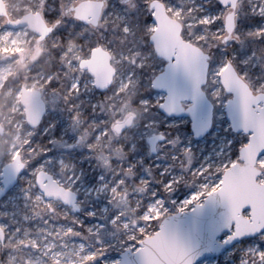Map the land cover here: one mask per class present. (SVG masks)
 <instances>
[{
    "label": "rangeland",
    "instance_id": "obj_1",
    "mask_svg": "<svg viewBox=\"0 0 264 264\" xmlns=\"http://www.w3.org/2000/svg\"><path fill=\"white\" fill-rule=\"evenodd\" d=\"M82 1L3 0L7 18L0 17V125L4 129L0 135V173L15 155L25 162L29 154V150H26L29 140L31 147L39 146L43 154L24 170L16 186L0 200V228L5 235L3 243H0V264H92L95 257L89 254L99 247L97 233L106 251L96 264H114L123 251L135 250V245L126 240L125 232L130 233L138 222L151 223L157 219L156 215H152L151 221H148L138 214L140 199L148 205L152 195L162 197V206L169 216L180 212L184 202L197 190L190 187L189 181V187L179 184L171 194L163 193L157 181H167L180 172L173 156L180 155L185 148H191L195 153L192 165L195 168L206 157L211 156L215 160V152L222 141L243 140L240 134L226 131L230 127L225 119V104L221 105L219 101H213L211 131L200 140L193 139L189 119L184 117L166 118L160 115L156 129H142L147 109L137 103L138 92L142 94L144 89L136 87L142 78L138 77L133 82L125 76L134 54L145 46L144 38L150 36L154 27L140 34L133 21L129 23L132 31L126 36L123 33L121 25L125 22V16L135 12L140 0H102L104 5L98 25L93 28L84 26L67 14L71 5ZM150 1L147 0V3ZM161 2L167 14L182 24V38L198 46L202 38H188L197 27V23L189 24L188 21L199 14L192 11L195 6L192 0H174V8L169 7L166 0ZM211 3L208 5L206 0H195V4L205 7L202 14L218 15L215 17L216 24L211 26L210 22L205 21L200 25L206 36L216 44L224 35V30L222 28L219 34H213L209 29L222 27L219 23L222 22V10L215 0H211ZM255 3L261 4L262 0L239 1L232 35L236 40L229 51L236 50L244 55L254 52L259 62L264 64V40H260L254 32L264 27V17L249 12L250 5H257ZM117 4L121 7H117ZM28 12H38L47 23L56 26L41 43L36 42V35L26 27L14 29L6 24L7 20H16ZM56 13L59 18L53 20ZM254 18L257 21L250 20ZM141 19H147L143 5ZM73 24L76 27L71 36L87 34L95 47H101L111 56L110 64L115 75L105 92L95 90L92 77L79 67V61L95 47L81 43L78 37L70 39L67 45L58 46V42H54V37L67 38L69 27ZM63 48L69 51L61 56ZM149 55L151 53L141 52L136 58L146 63L145 71L156 75L162 71L164 62L160 59L155 63L148 59ZM217 66L214 64L213 68ZM73 77L77 80L82 78V84L87 82L79 96L68 94ZM240 77L254 92H264V88L257 89L249 80ZM144 83H147L146 79ZM22 87L39 91L46 105L43 120L34 129H30L25 121L24 107L20 103ZM149 92L154 103L164 97V94L153 89H149ZM77 110L81 114L74 116ZM129 116L133 117L130 126L121 133L114 132L113 126ZM138 130H141L140 134ZM157 134L167 135L168 140L177 139L179 144L166 146L159 143L155 154H152L147 140ZM133 143L137 144L135 151L129 147ZM130 162L136 163L137 168L131 166ZM37 166L43 167L44 172L50 174L59 185L77 195L78 212L58 201H45L35 186L28 188L30 197L25 198V189ZM188 166L190 164L185 168ZM145 169H150L152 175L149 176ZM165 169L169 175H162ZM133 176H136V181H151L149 190L147 185L133 182ZM121 177L128 182L122 191L114 194L110 187L115 184L119 186ZM141 187L149 194L140 193ZM102 188H105L104 192L99 191ZM193 206H187L185 211ZM117 213L127 222V229L121 225L119 232L109 223ZM89 228L92 232L87 231ZM226 236L227 233L223 234L219 240H224ZM257 246L258 250H264V240L258 236L245 239L218 257L199 264H240L242 253Z\"/></svg>",
    "mask_w": 264,
    "mask_h": 264
},
{
    "label": "snow or ice",
    "instance_id": "obj_2",
    "mask_svg": "<svg viewBox=\"0 0 264 264\" xmlns=\"http://www.w3.org/2000/svg\"><path fill=\"white\" fill-rule=\"evenodd\" d=\"M166 2L169 7H175L174 0H166ZM192 3L195 5L192 11L199 14L193 15L188 21L189 24L197 23V27L192 30V36L188 38H202L200 39L198 47L203 49L205 53L200 57V71L206 73L203 76V82H201V78L198 75L190 73L186 69L179 54L169 55L167 57L156 56L150 36L144 38L145 46L142 47V50L137 51L134 54L133 61L127 69L125 78L131 79L133 82H136L138 77L142 78L136 83V87L138 89H144L142 94L138 92L137 100L139 105H143L147 109V118L142 126V129L144 130L156 129L159 123L157 117L160 115L167 116L185 110L193 112L196 107V102L199 101H206L210 107H214L213 101H219L221 105L225 103L227 104L229 112L235 114V119L232 123L231 129H226V131L238 132L243 137V140L232 139L227 142L222 141L218 150L215 152V160H213L211 156L206 157L205 160L195 168L192 167L195 153L191 148H185L180 155L173 156V160L176 161L180 168L179 174L171 176L167 181L160 180L157 181V183L162 186V191L165 194H171L179 184H184L189 187V184L187 183L189 181L191 182L190 187L197 189L191 198L184 202V206L179 209L181 213H183L185 208L189 205H194L195 207L192 211L196 212L203 207L202 202L218 201L219 203L226 205L227 214L223 227L227 229L228 234L224 241L225 244L234 241L243 243L245 237L248 236H258L261 240H264V226L259 227L257 231L251 232L248 235L234 237L240 217H248L249 220H252L257 216L258 212L264 210V149H260L259 145L256 143L257 131L255 127H249L247 123L241 126L242 120L248 121L252 118L250 110L246 105H244L242 109L237 108V101L232 95L233 92L228 89L222 79L227 68L232 67L239 76L244 77L246 80H249L254 84L255 88H264V64L259 62V58L256 57L254 52L251 55H244L236 50L229 51V48L235 43L234 41L214 44L213 40L206 36L204 28L200 25L205 21L210 22L211 26L216 24L217 21L215 20V17L218 15H204L202 13L205 12V7L195 4V0H192ZM206 3L208 5L212 4L211 0H206ZM216 3L223 8L225 6L223 0H216ZM141 5H143L144 12L147 14V19H141ZM117 7H121V5L117 4ZM249 12L251 15L264 17V3L250 5ZM57 18H59L58 13L54 15L53 20ZM124 21L125 22L121 25V28L125 36L132 31L129 27V23L133 21L135 22L138 32L143 34L155 26L157 22L156 10L149 6L147 0H140L135 12L129 13L125 16ZM219 23L222 26L221 28L212 29L210 27L209 31L213 34H219L223 28V23ZM75 27V24L69 27L67 38L64 36L59 38L54 37V42H58V46L67 45L70 39L78 37L81 43H86L89 47H95V44L90 40L87 34L80 35L77 33V37L71 36V32ZM80 31L83 32V29ZM254 32L260 40H264V27L257 28ZM133 35H136V33H133ZM68 51V48H63L60 55L64 56ZM141 52L143 54L151 53L148 59L155 61V63L160 59L166 60L169 67L168 75L155 76L151 71H145L146 63L136 58ZM205 61L206 64L204 63ZM125 63L128 62L125 61ZM214 64H218V66L213 68ZM250 69L253 71H250ZM256 69H259V71H254ZM178 73H183L184 77L191 83L192 104H185L182 106L180 103L181 100L187 99V94L179 90L177 84ZM145 79L147 80L146 84L144 83ZM81 80H77L75 77L72 78L71 85L68 89L69 95H80L81 88L87 84L86 81L82 84ZM158 88H167L168 95L166 98L154 103L151 99L149 89ZM259 111L264 113V108L259 109ZM80 114L81 113L78 110L73 113L74 116H79ZM204 126L206 127V124ZM202 130L203 128L198 129L197 135H199V132ZM140 133L141 130H138V134ZM138 134L136 139H138ZM157 136L162 137L160 141L166 146H176L179 144L177 139L168 140L167 135L165 134L153 136V143H155ZM129 147L132 151H135L137 144L133 143ZM247 149H250V151H247ZM26 150H29V154L26 156L25 162L19 167L12 166L10 162L5 164L4 171L6 174L9 173V171H11L12 175L19 174L27 169L34 161L38 160L43 154L39 149V146L31 147V140L28 141ZM186 157H191L192 159L189 160L186 159ZM245 158L249 161L254 160L259 172L255 175V181L250 186L249 190L244 193L239 200H234L229 187L230 177L226 175V173L228 169H232V171L235 172L239 165L244 164ZM189 164L190 166L185 168V165ZM130 165L137 168L136 163L130 162ZM204 169H207V171H204ZM44 171L45 169L40 166L35 167L32 171V179L28 182V187L25 189L26 199L30 197L28 188L33 186L38 187L35 184L36 177L42 175ZM145 172H147L149 176L152 175L150 169H145ZM162 175H169L168 170L165 169ZM131 179L137 184L147 185L149 190L151 181H136V176H133ZM127 182L126 179L121 177L118 182L119 186L115 184V186L110 187V191L114 194L119 193L123 190V187L126 186ZM258 187L260 189L259 199L257 198ZM105 188H107V186H105ZM105 188H102L99 191L104 192ZM148 190L146 191L144 187H141L140 193L149 194ZM201 192L203 194H200ZM138 202L141 205V209H138V214L143 216L145 220L151 221L152 215L157 216V219L151 221V223L138 222L130 233L125 232L126 240L135 245L136 254L140 257L141 264H149V249H151L157 257V259L152 261L151 264H194L199 253L194 252L190 247L181 244L174 235L169 233L168 224L171 218L167 217L162 206L163 198H157L156 195H152L150 204L145 205L143 199H140ZM158 213H163L164 215L160 216ZM24 219L27 220V216H25ZM109 223L116 232H119L121 225L127 229V222L122 219L120 213H117L112 217ZM16 231L18 232L19 229H16ZM87 231L92 232V229L89 228ZM145 235H150L154 237V239L145 241ZM96 241L99 244V247H96L95 251H92L89 254L90 256L95 257L92 264H96V261L100 259L106 251L98 233ZM164 242L175 250L174 257L168 256L166 252L161 256L160 252L156 251V247H153L154 245L159 246ZM161 252H164L163 248H161ZM115 264H120V262L117 261ZM240 264H264V250H258L257 246L244 251L242 253Z\"/></svg>",
    "mask_w": 264,
    "mask_h": 264
},
{
    "label": "water",
    "instance_id": "obj_3",
    "mask_svg": "<svg viewBox=\"0 0 264 264\" xmlns=\"http://www.w3.org/2000/svg\"><path fill=\"white\" fill-rule=\"evenodd\" d=\"M238 0H223L224 7L229 6L232 10L225 18L224 30L227 40L234 30L233 14ZM102 0H84L80 2L75 8L74 17L83 24H91L96 26L103 8ZM149 6L156 10L157 22L150 34L151 42L156 56L167 57L169 55L179 54L182 63L190 73H194L201 78L206 73L200 71L201 68V55L205 54L199 47L186 41L182 38V25L179 21L170 17L166 13V9L160 0H151ZM0 17L7 18V12L3 0H0ZM9 28H23L26 27L29 31L37 36L36 41H43L53 30V26H49L43 19L42 15L38 12H28L16 20H7ZM111 56L101 47H95L90 51L89 57L82 59L79 62V67L85 70L93 79L94 87L98 91H106L112 84L114 77V69L110 64ZM164 62L162 71L155 76L168 75L169 67L168 62ZM206 64V61L204 62ZM223 82L228 89L233 92L234 99L237 101V108L242 109L244 105L250 110V118L248 121H241V126L245 123L249 127H255L257 131V141L260 149H264V113L259 109L264 108V92H253L246 82L237 74V72L229 67L223 74ZM177 84L179 90L187 94V99L180 101L181 105L186 102L192 104L191 100V83L188 81L183 73L177 74ZM156 92L164 94L163 98L168 95L167 88L153 89ZM20 103L24 107L25 121L29 128L37 127L46 112L45 103L39 91L34 89L21 88ZM225 119L231 129L232 123L235 119V114L230 113L227 104H225ZM213 107H210L206 101L196 102V107L193 112L182 111L169 114L166 118H188L189 127L194 140L202 139L208 134L212 125ZM133 117L129 116L122 123L115 124L113 130L116 133L123 132L128 128L132 122ZM238 122V121H237ZM206 124V127L204 126ZM203 128L197 135L198 129ZM239 134L238 132L232 131ZM3 134V127L0 125V135ZM156 136V135H154ZM151 136L147 140L149 151L155 154L157 144L162 143V137L157 136L155 143L152 142ZM250 151V149H247ZM9 163V162H8ZM10 164L14 167H19L23 162L19 155H15ZM3 166L0 173V200L17 184L18 177L22 174L12 175L11 171L5 173ZM259 169L255 165V161H249L247 158L244 164L239 165L238 169L233 172L228 169L226 175L230 177V191L234 200H239L241 196L246 193L250 186L255 181V175L258 174ZM10 177V179H9ZM38 186L37 189L42 193L43 199L46 201H58L64 207H70L74 211H79L77 205V195L59 185L53 177L43 172L42 175L36 177L35 181ZM259 187L257 188V198L259 199ZM203 207L196 212L192 209L184 211L183 213L177 212L167 217L171 218L168 224L169 233L174 235L176 239L183 245L190 247L194 252L199 255L194 261V264H199L202 261L218 257L227 249L231 248L235 243L225 244L224 241H219V238L227 233V229L223 227L227 207L224 204L217 202H202ZM264 226V210L258 212L257 216L249 220L248 217H240L238 228L234 237L248 235L251 232L257 231L259 227ZM255 236H248L245 239H250ZM154 239L152 236H145V241ZM4 241V232L0 228V243ZM156 247V251L160 252L161 256L166 252L168 256H175V250L166 242ZM161 248L164 252H161ZM149 264L157 259L151 249L148 252ZM120 264H141L140 257L136 254V250H125L119 255ZM115 264V263H114Z\"/></svg>",
    "mask_w": 264,
    "mask_h": 264
},
{
    "label": "flooded vegetation",
    "instance_id": "obj_4",
    "mask_svg": "<svg viewBox=\"0 0 264 264\" xmlns=\"http://www.w3.org/2000/svg\"><path fill=\"white\" fill-rule=\"evenodd\" d=\"M161 1V0H160ZM216 1V0H215ZM239 1L240 0H238L237 1V4H236V8H235V10H234V14H233V20H234V23H235V25H234V30H235V27H236V20H237V14H238V4H239ZM262 3H264V0H262ZM261 3V4H262ZM79 4V3H78ZM77 4V5H78ZM217 4V3H216ZM255 4H259V3H255ZM77 5H74V6H70L69 7V9H68V11H67V14H69L70 16H71V18H73V20L76 22V23H81L79 20H77L75 17H74V14H75V11H74V8L77 6ZM164 5V4H163ZM218 5V4H217ZM219 6V5H218ZM165 7V6H164ZM220 7V9L222 10V23H223V30H224V24H225V18H226V16L228 15V14H230L231 13V9L229 8V6H226V7H221V6H219ZM166 9V8H165ZM167 13V12H166ZM171 17V16H170ZM100 18V17H99ZM176 20V19H175ZM251 21H254V20H256L257 21V19L256 18H254V19H250ZM45 21V20H44ZM178 21V20H177ZM46 22V21H45ZM47 23V22H46ZM49 26H53V25H51L50 23H47ZM82 25H84V26H89V27H91V28H93V27H96L97 25H98V23H97V25L96 26H92L91 24H83V23H81ZM263 24H264V22H263ZM182 25V24H181ZM55 28L56 27H54L53 26V30H52V32L55 30ZM183 28V27H182ZM234 30L232 31V33H231V35L229 36V38L227 39V40H224V37H225V30H224V35H222L219 39H218V41L216 42V44L217 43H227V42H230V41H234L235 42V40H236V38L234 37V36H232L233 34H234ZM51 32V33H52ZM50 33V34H51ZM49 34V35H50ZM48 35V36H49ZM47 36V37H48ZM46 37V38H47ZM36 39H37V36H36ZM45 40V39H44ZM187 41V40H186ZM37 42V41H36ZM42 42V41H41ZM41 42H37V43H41ZM191 43V42H190ZM193 44V43H192ZM195 45V44H194ZM198 47V46H197ZM201 49V48H200ZM92 50V49H91ZM90 50V51H91ZM202 51H203V49H201ZM90 51H89V54H90ZM204 52V51H203ZM89 54H88V56L86 57V58H88L89 57ZM86 58H84V59H86ZM82 60V59H81ZM80 62V61H79ZM245 81V80H244ZM113 82V81H112ZM246 82V81H245ZM246 84L249 86V88L252 90V88H251V86L246 82ZM93 86H94V83H93ZM95 88V87H94ZM96 90V89H95ZM98 91V90H97ZM253 91V90H252ZM98 92H101V91H98ZM103 92H105V91H103ZM254 92V91H253ZM42 97V96H41ZM45 108H46V105H45ZM46 113V112H45ZM45 115V114H44ZM44 115H43V117H44ZM42 120H43V118H42ZM41 120V121H42ZM22 161V160H21ZM23 162V161H22ZM24 163V162H23ZM23 172H24V170H23ZM23 172H22V174H23ZM21 174V175H22ZM20 175V176H21ZM19 176V177H20ZM19 177H18V179H19ZM17 183H18V181H17ZM36 184V183H35ZM16 186V185H15ZM14 186V187H15ZM2 244V243H1Z\"/></svg>",
    "mask_w": 264,
    "mask_h": 264
},
{
    "label": "trees",
    "instance_id": "obj_5",
    "mask_svg": "<svg viewBox=\"0 0 264 264\" xmlns=\"http://www.w3.org/2000/svg\"><path fill=\"white\" fill-rule=\"evenodd\" d=\"M53 26L56 27L55 24H53ZM187 127H188V126H187ZM187 129H188V128H187Z\"/></svg>",
    "mask_w": 264,
    "mask_h": 264
}]
</instances>
